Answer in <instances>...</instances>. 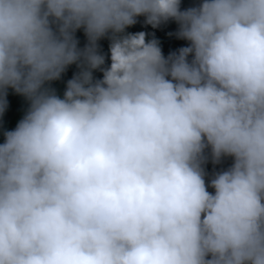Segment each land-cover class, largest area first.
<instances>
[{
	"label": "clouds",
	"instance_id": "1",
	"mask_svg": "<svg viewBox=\"0 0 264 264\" xmlns=\"http://www.w3.org/2000/svg\"><path fill=\"white\" fill-rule=\"evenodd\" d=\"M8 89L0 264H264V0H0Z\"/></svg>",
	"mask_w": 264,
	"mask_h": 264
},
{
	"label": "trees",
	"instance_id": "2",
	"mask_svg": "<svg viewBox=\"0 0 264 264\" xmlns=\"http://www.w3.org/2000/svg\"><path fill=\"white\" fill-rule=\"evenodd\" d=\"M199 0H181V9L193 6L197 4ZM177 30V25L174 21L169 20L167 22H162L156 28L148 25L144 22L143 17H138L134 25L126 29L128 32H138L143 31L146 34V40L156 39L161 47L162 54L167 56L169 52L175 51L182 46H186L187 42L181 39H177L174 33ZM76 38L78 40V47H83L86 43V37L82 30H77ZM101 51L105 54L106 65L109 63L108 60V45L109 40L107 38H102L98 41ZM78 71L75 64L70 65L66 71L61 75L59 80L51 82V87H53L57 94L62 95L66 81L70 79ZM95 78H101L102 73L97 71L93 72ZM7 108L0 114V142H3V132L6 130H12L16 123L23 117L27 109V101L25 98L19 94H16L12 89H8L7 92ZM231 163L230 158H225L218 165H213L211 160L204 165L206 172L211 175L213 170H219L222 167H227Z\"/></svg>",
	"mask_w": 264,
	"mask_h": 264
}]
</instances>
